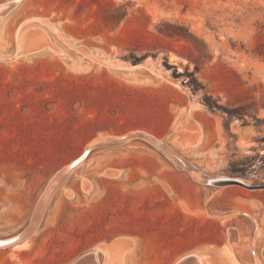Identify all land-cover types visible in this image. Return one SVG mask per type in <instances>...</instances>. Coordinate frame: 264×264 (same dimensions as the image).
I'll use <instances>...</instances> for the list:
<instances>
[{"label": "rangeland", "instance_id": "1", "mask_svg": "<svg viewBox=\"0 0 264 264\" xmlns=\"http://www.w3.org/2000/svg\"><path fill=\"white\" fill-rule=\"evenodd\" d=\"M8 2L0 52L20 29L31 51L0 59V238L96 139L145 132L206 174L142 138L96 147L0 264H264V188L208 180L264 184V0Z\"/></svg>", "mask_w": 264, "mask_h": 264}, {"label": "water", "instance_id": "2", "mask_svg": "<svg viewBox=\"0 0 264 264\" xmlns=\"http://www.w3.org/2000/svg\"><path fill=\"white\" fill-rule=\"evenodd\" d=\"M135 138L145 139L150 144L155 145L159 147L160 149L166 151L173 159H177V161H179V163H181L182 165H186L192 171L197 172L196 167L193 164H191L190 162H187L185 159L177 155L173 150L170 149L169 146H167V144L162 142L160 139H159L160 141L159 140L157 141L156 139H153L152 137L144 135L143 133L134 132V133H128L122 136L100 138V139H96L93 142H91L88 145V147L85 149V151L79 157H77L74 161H72L70 164H68L67 166H65L64 168H62L56 173L53 180L49 184V191L47 193L48 194L53 193L54 190L58 187V185H60L80 164L83 163V161L89 156L92 149L96 147H100V146L124 144ZM208 180L212 182L213 184L219 185V186L237 184V185L243 186L251 190L264 188V184H251L239 178H230V177L216 178V177L208 176ZM47 193L39 202L36 208V211L34 212L33 217L31 218L27 226L15 235H12L6 238H0V246H3V247L4 246H15L19 244L20 242L24 241L25 239H27L29 236H31L36 231L41 221L43 212L51 197L47 195ZM86 255L87 254L80 256L79 258L71 262L70 264H87ZM88 255L91 258L93 257L91 254H88Z\"/></svg>", "mask_w": 264, "mask_h": 264}, {"label": "bare ground", "instance_id": "3", "mask_svg": "<svg viewBox=\"0 0 264 264\" xmlns=\"http://www.w3.org/2000/svg\"><path fill=\"white\" fill-rule=\"evenodd\" d=\"M4 7H8L9 9L12 7V4L10 3V2H8V3H5L4 5H1L0 6V9L1 8H3L2 10H4ZM6 9V8H5ZM8 10V9H7ZM4 12V11H3ZM4 14V13H3ZM38 19V18H37ZM25 23V22H24ZM23 23V24H24ZM31 33V32H30ZM17 37H18V49H17V52L14 54V55H12V56H7V55H4V54H2L1 52H0V59H15V58H17L19 55H22V54H24V53H27V52H29V51H31V50H29L28 48H27V45H26V42H25V40H26V37H25V33L23 34L22 33V31H21V29L18 31V34H17ZM40 37V36H39ZM33 41V40H32ZM28 43V42H27ZM38 47V46H37ZM88 56V55H87ZM92 56V55H91ZM90 58V57H89ZM102 60V59H101ZM106 60V59H105ZM107 63H109V62H107ZM111 63V62H110ZM116 64V63H115ZM121 66V65H120ZM125 67V66H124ZM134 133V132H133ZM135 133H137V132H135ZM144 135H147V136H149V137H152L153 139H156L157 141L159 140L158 138H156V137H153V136H151V135H149V134H145V132H142ZM123 135V134H122ZM160 141V140H159ZM160 143V142H159ZM159 148V147H158ZM162 150V149H161ZM164 151V150H163ZM174 151V150H173ZM180 156V155H179ZM173 159V158H172ZM174 161H176V163L177 164H179V165H181V166H183L181 163H179V161H177V159H174ZM187 161V160H186ZM192 163V162H191ZM185 168H187V167H185ZM196 170H197V172L199 173V174H201L200 176H202V175H204V174H206V173H204L201 169H200V167H198V168H196ZM196 172V174L197 175H199L198 173ZM198 177V176H197ZM212 177H216V178H226V177H222V176H218V174L217 175H214V176H212ZM196 178V177H195ZM25 243V242H24ZM23 243H21V244H17V245H22ZM200 257L198 256V255H196V254H192V256L190 255V256H184V257H182L176 264H203V263H201L200 262V259H199ZM86 259H87V264H93L91 261H92V259H91V257L87 254L86 255ZM97 259V258H96ZM98 263V262H97Z\"/></svg>", "mask_w": 264, "mask_h": 264}, {"label": "trees", "instance_id": "4", "mask_svg": "<svg viewBox=\"0 0 264 264\" xmlns=\"http://www.w3.org/2000/svg\"><path fill=\"white\" fill-rule=\"evenodd\" d=\"M252 52H254L255 54H263L264 55V52L259 51L257 48L252 49Z\"/></svg>", "mask_w": 264, "mask_h": 264}]
</instances>
